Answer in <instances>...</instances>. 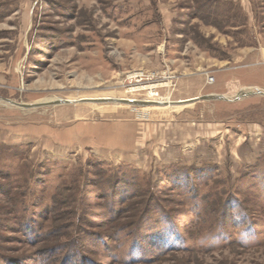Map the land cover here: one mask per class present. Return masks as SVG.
<instances>
[{
	"label": "rangeland",
	"instance_id": "374dc122",
	"mask_svg": "<svg viewBox=\"0 0 264 264\" xmlns=\"http://www.w3.org/2000/svg\"><path fill=\"white\" fill-rule=\"evenodd\" d=\"M0 264H264V0H0Z\"/></svg>",
	"mask_w": 264,
	"mask_h": 264
},
{
	"label": "water",
	"instance_id": "95a60500",
	"mask_svg": "<svg viewBox=\"0 0 264 264\" xmlns=\"http://www.w3.org/2000/svg\"><path fill=\"white\" fill-rule=\"evenodd\" d=\"M208 99H222V100H227L224 96H215V95H209V96H205V97H202V98H198V99H194V100H191V101H179V102H175V103H172V104H176V105H185V104H191V103H195L197 101H200V100H208ZM86 101H91V102H100V101H106V100H85V101H80V102H86ZM122 102H125V101H122ZM70 103H75V102H70V101H55V102H52L50 103V105H59V104H70ZM136 102H131V101H128V104H135ZM14 104V103H12ZM148 105H158V103H155V102H149L147 103ZM17 106H20V107H24L23 105H19L17 104Z\"/></svg>",
	"mask_w": 264,
	"mask_h": 264
},
{
	"label": "bare ground",
	"instance_id": "6f19581e",
	"mask_svg": "<svg viewBox=\"0 0 264 264\" xmlns=\"http://www.w3.org/2000/svg\"><path fill=\"white\" fill-rule=\"evenodd\" d=\"M251 92H253L252 90H246V91H244V94L245 93H251ZM112 100V99H111ZM152 103V102H151ZM144 104H146L147 106H148V104L147 103H144ZM159 104V103H158ZM161 105H162V103H161ZM171 105V104H170ZM173 105V104H172ZM174 105H176V104H174ZM182 105V104H181Z\"/></svg>",
	"mask_w": 264,
	"mask_h": 264
}]
</instances>
